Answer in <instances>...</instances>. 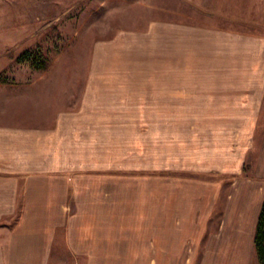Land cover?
<instances>
[{
    "label": "rangeland",
    "instance_id": "rangeland-1",
    "mask_svg": "<svg viewBox=\"0 0 264 264\" xmlns=\"http://www.w3.org/2000/svg\"><path fill=\"white\" fill-rule=\"evenodd\" d=\"M262 147L264 0H0V171L76 178L47 264H198Z\"/></svg>",
    "mask_w": 264,
    "mask_h": 264
},
{
    "label": "crops",
    "instance_id": "crops-1",
    "mask_svg": "<svg viewBox=\"0 0 264 264\" xmlns=\"http://www.w3.org/2000/svg\"><path fill=\"white\" fill-rule=\"evenodd\" d=\"M259 155L250 187L244 188L251 201L228 207L219 231L202 244L198 264H258L254 233L264 199V147ZM75 181L50 167L0 171V264H47L60 244L58 236L75 234L68 223ZM74 250L88 260L96 253ZM191 254L189 261L196 253Z\"/></svg>",
    "mask_w": 264,
    "mask_h": 264
},
{
    "label": "trees",
    "instance_id": "trees-1",
    "mask_svg": "<svg viewBox=\"0 0 264 264\" xmlns=\"http://www.w3.org/2000/svg\"><path fill=\"white\" fill-rule=\"evenodd\" d=\"M24 60L39 63L41 59L39 53L22 55ZM254 248L258 264H264V199L257 218L255 233H254Z\"/></svg>",
    "mask_w": 264,
    "mask_h": 264
}]
</instances>
